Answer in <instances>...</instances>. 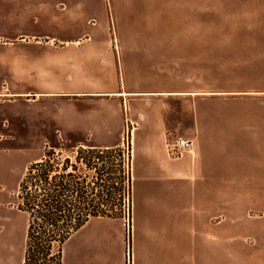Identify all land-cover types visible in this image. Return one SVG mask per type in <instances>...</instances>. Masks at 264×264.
I'll list each match as a JSON object with an SVG mask.
<instances>
[{"label":"crops","instance_id":"obj_1","mask_svg":"<svg viewBox=\"0 0 264 264\" xmlns=\"http://www.w3.org/2000/svg\"><path fill=\"white\" fill-rule=\"evenodd\" d=\"M246 1L256 3L226 10L192 39L264 44V0ZM176 21L163 39L136 22L130 39H20L22 31L0 39V264H24L29 213L19 189L29 167L59 145L113 150L126 136L132 264H264V48L230 68L227 88L205 87L184 70V23ZM178 136L193 149L171 157L168 140ZM221 187L229 189L227 230L218 221ZM99 233L111 249L123 242L118 221L96 217L65 246Z\"/></svg>","mask_w":264,"mask_h":264},{"label":"rangeland","instance_id":"obj_2","mask_svg":"<svg viewBox=\"0 0 264 264\" xmlns=\"http://www.w3.org/2000/svg\"><path fill=\"white\" fill-rule=\"evenodd\" d=\"M8 1L0 0V36H4L0 39H10L9 36L16 35L18 31L25 34L20 39L26 36L27 39H130V31L133 29L134 22L141 28L155 29L158 33L157 39H163L165 30L178 22L176 19L181 17L184 23V70H191L193 74L198 73V79L205 84V87L227 88L230 68L244 66L241 60L254 58L252 49L264 48V44L259 43L260 39H192L191 36V33L198 27H207L215 23L213 18H223L219 15L227 16L229 12L226 10L232 9L235 5L244 2L255 4V1L10 0V4L6 5ZM175 26L180 25L176 23ZM33 35L38 37H32ZM195 79L196 76H189L190 83ZM221 97H227V94ZM194 101L195 99L190 97L189 103H184V136H187L189 129L193 127L192 110L194 106L191 105ZM210 109L214 110V108H208ZM53 151L55 154L50 159L55 167L48 181L55 176H61L63 164L69 160L73 167L69 168L67 173H73L74 187L76 183H79V187L83 185L88 190L87 194L83 189V193L70 192L66 193V196L60 193L61 202L71 204L72 208L76 207L74 210L70 208L71 210L64 212V215L74 217L78 212H87L77 209L83 207L77 205L79 199L84 202L102 203V210H106L110 216L98 217L115 219L121 224L124 234L123 242L119 245L114 244L112 249L107 247L101 233L87 244L84 239L78 245L69 243L64 246L66 263L132 264L133 156L131 137L126 136V142L122 148L96 150L94 154L82 153L80 149L66 144L59 145L58 149ZM85 159L89 164L84 163ZM107 171L110 174H107ZM60 182L61 179H56L54 187ZM49 188L48 182L44 180L38 184L37 192L42 210L47 208L46 199L50 193ZM108 188L110 192L107 191ZM123 191H125L124 196ZM228 191V187L219 189L222 197V215L218 221L225 230H227L228 220ZM20 194H22L21 187L19 198ZM20 201L22 205L24 200L20 198ZM128 210L130 212V238H128ZM46 227L54 231L62 230L61 227L54 228L49 225ZM107 252L113 255L110 260L104 258Z\"/></svg>","mask_w":264,"mask_h":264},{"label":"trees","instance_id":"obj_3","mask_svg":"<svg viewBox=\"0 0 264 264\" xmlns=\"http://www.w3.org/2000/svg\"><path fill=\"white\" fill-rule=\"evenodd\" d=\"M80 150L82 153L88 154L96 152L95 149L81 148ZM54 154L55 152L51 150L46 153V159L43 162L32 164L21 182L22 194H20V198L24 200V203H22L20 208L27 211L30 215L24 264H64V246L72 234L93 217L110 216L106 210H102V203H95V201L84 202L80 199L77 205H82L83 207H78L77 209L87 212H78L74 217L64 215V212L71 209L74 210L76 207L72 208L70 207L71 204L61 202L59 200L60 193L66 196V193L70 192L83 193V189L85 190L84 193L87 194L88 190L83 185L79 187V183H76L74 187V175L73 173H67L68 169L73 167L69 160L63 164V174L59 177H53V181H48L55 167L50 159ZM80 162H82L81 159ZM84 163L86 165L89 164L87 159L84 160ZM107 174H110V172L107 171ZM58 178L61 179V182L54 187V181ZM41 180L48 182L50 186V193L48 194V199H46L47 208L43 210L41 209L37 192L38 184ZM109 189L107 191L110 192ZM48 225L54 228L61 227L62 230L47 229L46 226Z\"/></svg>","mask_w":264,"mask_h":264},{"label":"built area","instance_id":"obj_4","mask_svg":"<svg viewBox=\"0 0 264 264\" xmlns=\"http://www.w3.org/2000/svg\"><path fill=\"white\" fill-rule=\"evenodd\" d=\"M168 152L171 157H180L183 154L187 152H191L193 149V141L190 139H187L182 136L174 137V138H169L168 140ZM103 153V151H100ZM125 194V191H123V196ZM127 218H128V238H130V233H131V226H130V212L129 210L127 211Z\"/></svg>","mask_w":264,"mask_h":264}]
</instances>
